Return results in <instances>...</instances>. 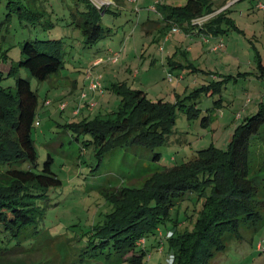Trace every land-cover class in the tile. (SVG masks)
I'll return each instance as SVG.
<instances>
[{"label":"rangeland","instance_id":"374dc122","mask_svg":"<svg viewBox=\"0 0 264 264\" xmlns=\"http://www.w3.org/2000/svg\"><path fill=\"white\" fill-rule=\"evenodd\" d=\"M93 1L97 5L112 4L111 11L102 16L104 26L112 28V32L97 44L87 45L71 16L78 8L84 9L83 3L0 0L1 84L14 88L20 75L27 77L37 91L33 137L38 166L34 170L41 171L51 155L52 169L62 181L50 190L44 220L31 235L23 234L20 239L24 246L5 254L0 264H133L118 254L106 258L84 252L94 228L103 226L113 209L108 200H115L122 208L131 204L135 191L154 189L164 172L192 158L198 150L212 145L226 149L237 125L264 102V73L258 67V60L264 64V10L257 7V0H211L217 9L231 6L230 16L239 25L227 26L224 35L215 38H207L203 31L186 34L180 26L178 32L161 31V5H184L188 0H123L120 4L113 0ZM21 5L31 9L30 19L20 18L16 9ZM10 6L15 9L7 20ZM162 33L170 34L171 40L162 39ZM36 38H60L64 44L63 67L44 81L34 78L27 68H18L17 72L13 68L22 57L24 40ZM222 40L224 47L216 51L214 47ZM96 76L103 93L91 88ZM215 82L222 85L221 91L199 93L204 84ZM121 86L143 89L154 101L194 103L202 114L192 120L178 109L165 144L154 150L121 146L106 155L97 169L95 146L83 142L91 137L76 140L64 127L85 115L94 120L98 115L113 114L122 98L118 91ZM84 92L87 97H80ZM220 98L222 102L217 107ZM47 99L53 104L45 105ZM64 99L69 106L61 112L58 102ZM90 102L96 105L91 108ZM79 105V113L74 114ZM54 110L61 114L52 115ZM207 113L212 119L203 126L201 118ZM260 135L251 141L252 174L259 173L264 164V139ZM156 152L161 153L160 159L153 157ZM28 165L22 161L14 166ZM259 175L260 227L243 228L241 237H231L210 264H264V171ZM181 198L184 199L176 202L166 223L146 236L144 244L143 238L138 240L139 249L146 251L139 254L141 264H174L170 238L196 228L203 200L191 192ZM260 242L263 249L258 247Z\"/></svg>","mask_w":264,"mask_h":264},{"label":"trees","instance_id":"16d2710c","mask_svg":"<svg viewBox=\"0 0 264 264\" xmlns=\"http://www.w3.org/2000/svg\"><path fill=\"white\" fill-rule=\"evenodd\" d=\"M75 1L84 4V9L78 8L71 16L73 23L82 31L85 44H97L111 34L112 28L104 26L102 16L111 11L112 4L97 5L93 0ZM113 1L116 4L123 2ZM161 7L164 15L162 32L172 29L173 23H177L187 34H200L203 31L214 37L224 35L227 26L238 28L230 16L231 6L218 12L201 28L193 24V18L218 10L211 0H188L184 5L163 4ZM14 9L9 7L7 20L12 18ZM16 11H19L21 19L31 18V9L23 5L17 7ZM21 53V59L13 68L16 72L18 68H27L38 81L50 78L64 65V44L60 38L24 40ZM258 61V67L264 73V64ZM1 79L0 259L24 246L21 236L31 235L44 220L50 190L62 183L52 169L51 155L45 160L41 171L34 170L38 166L33 137L39 102L37 91L31 87L27 77L18 75L14 88L4 87ZM221 87L219 82L204 84L199 88V93L211 89L221 91ZM121 88L118 91L122 98L113 114L98 115L94 120H88L85 115L79 122H68L64 127L76 140L82 136L91 137L83 142L84 145L91 143L95 146L99 161L97 169L106 155L121 146H141L154 150L160 144H165L171 126L176 122L178 109L192 120L202 114V109L194 103L187 104L184 100H178L175 104L162 99L154 101L143 89ZM220 102L222 98L218 100L217 107L221 105ZM65 110L59 109L61 112ZM211 119L207 113L201 118V124L206 126ZM263 126L264 102L259 104L255 113L237 125L226 149L212 145L198 150L192 158L176 163L169 172H164L166 174L156 180L158 182L154 189L135 191L131 204L127 203L125 207L117 206L113 199L108 200L113 209L105 224L94 228L84 252L89 256L104 255L106 258L118 254L125 260L133 261V264H141L139 254L146 251L145 248L139 249L138 240L166 223L172 208L185 198H181L183 195L191 192L203 200L202 207L193 231H185L177 236L174 234L170 238L174 264H210L216 252L226 248L231 237H241L243 228L260 227L262 213L257 194L259 174L264 171V164H261L259 173L252 174L250 155L251 141L262 134ZM258 137L264 139V134ZM153 157L160 159L161 153L156 152ZM22 161L29 163L27 168L14 166ZM130 252L132 254L125 258Z\"/></svg>","mask_w":264,"mask_h":264},{"label":"built area","instance_id":"2783aa9c","mask_svg":"<svg viewBox=\"0 0 264 264\" xmlns=\"http://www.w3.org/2000/svg\"><path fill=\"white\" fill-rule=\"evenodd\" d=\"M257 7L260 8V9H262V10H264V2H258ZM223 9H224V7L221 8V9H219V10L216 11V12L207 13V14H203V15H199V16L195 17V18H193V24H194V25H197L198 28H201V27L204 26L205 22H207L209 19H211L212 17H214L218 12H220V11L223 10ZM173 25H174V26L172 27V31H173V32H178V31H180V30H179V25H178L177 23H174ZM204 33H205V36H206L207 38H215L214 35H212L211 33H208V32H204ZM186 34H187V33H186ZM217 47H218V48H223V47H224V42H223V40L220 42L219 45H217ZM162 49H163V47H162ZM95 65H96V64H95ZM170 75H171V74H170ZM99 80H100V78H99L98 76L94 77L93 80H92V82H91V88L94 89V90L100 89V90H101L100 93H103L102 84H101V82H100ZM80 97H82V98L87 97L86 92L82 93ZM52 103H53V101L50 100V99H47V100L45 101V104H46V105H51ZM95 105H96L95 102H90V103H89V106H90L91 108L94 107ZM67 107H68V102H67V101H65V100H61V101H59V103H58V108H59L60 110H65ZM79 111H80V105H79L78 107H76V109L74 110V114H78ZM144 242H145V238H143V240H142V243H143V244H144ZM139 245H140V242H139ZM259 248H260V249H263V245H262L261 242L259 243Z\"/></svg>","mask_w":264,"mask_h":264},{"label":"crops","instance_id":"0c3cea01","mask_svg":"<svg viewBox=\"0 0 264 264\" xmlns=\"http://www.w3.org/2000/svg\"><path fill=\"white\" fill-rule=\"evenodd\" d=\"M233 1H235V0H233ZM232 2V1H231ZM258 2H262V1H260V0H257V4H258ZM256 4V5H257ZM226 7H228L227 5H225L224 6V8H226ZM219 10V9H218ZM217 10V11H218ZM164 26V25H163ZM236 26L239 28V25L236 23ZM159 29V28H158ZM168 30V29H167ZM158 36V35H157ZM162 39H164V40H166V41H169V40H171L170 39V34H168V33H162ZM163 47V46H162ZM162 47H160V48H162ZM163 49H165V48H163ZM214 49L217 51V50H220V48H218L217 46H215L214 47ZM49 112V111H48ZM52 113V115H54V114H56V113H58V114H61L59 111H57V110H54L53 112H51ZM63 115V114H62ZM258 247H259V244H258Z\"/></svg>","mask_w":264,"mask_h":264}]
</instances>
